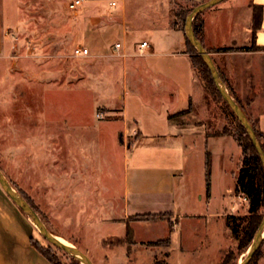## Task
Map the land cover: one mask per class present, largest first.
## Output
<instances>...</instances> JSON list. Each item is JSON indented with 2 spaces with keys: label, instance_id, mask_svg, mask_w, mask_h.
<instances>
[{
  "label": "crops",
  "instance_id": "obj_1",
  "mask_svg": "<svg viewBox=\"0 0 264 264\" xmlns=\"http://www.w3.org/2000/svg\"><path fill=\"white\" fill-rule=\"evenodd\" d=\"M102 1L108 5L105 12L95 18L80 17L83 20L82 30L89 33L85 37L88 47H83L90 50L89 57L93 59L90 65L101 72L97 79L100 87L97 102L100 105L120 103V118L114 124L118 125L124 143L116 142V137L113 143L123 152L121 176L124 204L122 218L110 219L106 226L91 225L86 231L97 241V247L107 262H138L144 252L139 247L169 240V245L163 250V260L157 258L147 264H171V250L177 238L186 248L190 247L188 250L195 252L196 262H202L211 248V238L208 234L195 236L194 243L189 246L188 238L182 234L184 221H204L217 215L221 219L223 234L232 245L234 237L227 224V216H236L245 204L249 208L245 196L236 192L242 152L238 170L230 182L227 169H222L221 173L212 171L209 196L206 179V213L190 211L177 197V186L185 180L196 153H203L206 163L207 153L211 158L213 156L208 151L212 141H220L225 146L232 140L225 136L207 138L209 117L204 86L193 68L186 34L174 25L178 20L176 13L179 12L180 3L183 2L182 9L185 10L208 0ZM111 2H117L118 6L112 8ZM259 7L262 8V15L260 27L255 32L254 8ZM6 20L4 0H0V56L9 52L10 37L7 35ZM202 21L200 39L203 45L211 54L227 91L246 116L255 122L264 142V0H228L204 12ZM143 42H148L149 46L141 53L140 45ZM117 43L121 44L119 51L114 48ZM32 81L43 83L40 80ZM28 114L33 120L37 118L31 113H24L23 118H28ZM65 117L71 119L68 113ZM40 118L46 119V116L43 114ZM40 124L23 127L22 141L16 148V160L17 165L23 168L21 180L27 184L37 181L33 172L38 163L39 180L47 183V192L55 204L56 179H51V175L61 167L56 143L58 129L51 128L49 123ZM60 130L71 135L67 127ZM87 155L86 143H79V149L69 155L77 165H71L72 169L66 172L65 183H69L66 198L70 199L71 204L75 199L81 200L80 214H84V209H90L89 213L94 214L90 222L104 223V217L115 215L113 206L105 208L103 204L104 167L98 161L89 165ZM227 155L225 162L229 159ZM21 189L32 197V188ZM197 197L201 201L204 196L199 192ZM90 199L95 200V205L85 206L82 200L86 202ZM161 214H168L171 218L130 220L137 215ZM156 230L161 232V237H153L157 234ZM108 238H120L124 242L118 247H111L105 242ZM33 240L45 246L34 235L31 222L0 189V264H50L33 246ZM225 249H220L219 254ZM210 261L219 264L217 260ZM256 264H264V249Z\"/></svg>",
  "mask_w": 264,
  "mask_h": 264
},
{
  "label": "rangeland",
  "instance_id": "obj_2",
  "mask_svg": "<svg viewBox=\"0 0 264 264\" xmlns=\"http://www.w3.org/2000/svg\"><path fill=\"white\" fill-rule=\"evenodd\" d=\"M71 1L4 0V16L7 19L6 29L10 40L8 42V55L0 56V169L13 187L22 196L24 194L30 199L48 229L55 235L75 245L90 259H93L94 264H118L105 260L101 249L97 247V241L90 237L86 229L96 224L98 226L105 224L106 226V222L110 219L123 217L124 203L121 176V167L124 165L123 152L113 143L115 137L118 139L116 142L124 143L123 135L118 132V125L114 124L120 118L118 115L120 103L100 105L97 102V92L100 90L97 79L101 76V72L98 68L90 65L93 59L89 56H74V49L77 46L88 47L85 37L89 33L82 30L83 20L80 17L82 16L83 19L86 17L95 18L98 14L105 12L108 5L106 1L102 0H85V5L81 10L71 11L68 7ZM182 3L178 7L179 12L184 8ZM32 80H40L43 83ZM206 105L208 107L207 118L209 117L207 122L210 124V129L207 127L209 132L217 134L226 132L229 135L225 137L232 139L225 146L220 141H212L209 144L208 151L213 155L211 173L212 171L221 173L222 169H227L228 182H230V178L238 170L242 152L241 147L232 137V134L236 133L235 124L226 117L217 102L207 98ZM99 112L105 113L103 119L97 117ZM24 113H31L37 118L33 120L29 114L27 115L28 118H23ZM67 113L71 119L65 117ZM43 114L46 119L40 118ZM251 121L253 122V120ZM41 122L42 124L49 123L51 128L58 129L56 130V143L61 167L55 169L51 175V179H56L57 196L55 204L47 192V183L39 180L38 163H36L33 172L37 181L33 184H27L21 180L23 168L17 165L16 160V148L17 144L22 141L23 127L37 126ZM62 127L70 129L71 135L64 134L62 130L59 131V128L62 129ZM80 139H83V142ZM79 143H86L88 146L89 165L97 164L98 161V163L102 162L104 167L103 204L105 208L113 206L115 212L111 218L102 216L104 223L90 222L94 217V214L89 213L90 209H84V214H80L81 200L75 199L71 204L70 199L66 198L67 193L65 192L69 190V183H65L66 172L72 169L71 165H77L76 161L69 155L79 149ZM226 155L229 157L227 162L224 159ZM93 169L95 168L93 167ZM45 172L47 174V171ZM206 179L205 156L203 153L197 152L185 180L177 186L179 202L184 207L189 208L190 211L206 213L208 210L204 192ZM21 187L32 188L31 195L33 198L24 193ZM0 189H2L1 186ZM59 191L61 192L59 193ZM199 192L204 196L201 201L197 197ZM82 201L85 206H94L96 203L94 199ZM243 202L245 203V201ZM262 213L264 215V209ZM214 216L208 217L204 221L199 219L184 221L182 234L188 238L189 246L194 243L195 236L201 237L208 234L207 236L211 238V248L206 253L204 260L196 262L194 260L195 252L188 250L190 247L186 248L182 241L177 238L174 239L171 250L173 255L171 264H212L213 262L210 260H217L219 264H239L244 260L253 240L248 248L244 249H239L238 241L235 239L231 245L229 239L223 234L221 219H218L217 215ZM25 217L31 222L34 235L45 246H50L51 244L41 236L28 216L25 215ZM133 218L130 220L134 221ZM170 218L167 215V217L156 219L166 220ZM235 218H237L235 224L238 225V234L242 236L248 222L251 221L249 208L247 209L246 204L241 207ZM155 232L157 234H154L153 237H161L159 230ZM166 241L161 240L148 243L147 247H139V250H144L143 256L138 258V262L132 260L128 264H147L157 258L163 260V250L167 248ZM105 242L111 247H118L124 240L108 238ZM149 246H158V248H150ZM223 248L227 249L219 254L220 249ZM260 249L262 254L264 238ZM52 252L62 264H71L69 255L64 251L52 246Z\"/></svg>",
  "mask_w": 264,
  "mask_h": 264
},
{
  "label": "trees",
  "instance_id": "obj_3",
  "mask_svg": "<svg viewBox=\"0 0 264 264\" xmlns=\"http://www.w3.org/2000/svg\"><path fill=\"white\" fill-rule=\"evenodd\" d=\"M197 4H193L189 6L187 9L177 12V21H175V27H179L185 33V23L186 17L188 14L196 7ZM262 8H254V31L256 32L260 27L261 15H262ZM193 28L195 31L196 36L200 39L201 31L203 28V21H202V14L198 15L193 22ZM187 37V36H186ZM201 40V39H200ZM187 42L189 45V53L193 68L197 72L198 76L200 77L206 98H210L213 101L220 104L223 113L228 117L232 122L235 124L236 133L232 134L234 140L239 144L242 149V161L239 167L237 179H236V192L239 194H243L249 204V214L251 217V221L248 222L242 236H239L238 225L235 224L237 218L235 216H227V224L231 229L232 235L235 240L238 241L239 249L248 248L249 244L252 242L255 233L258 230V227L263 219V209H264V169L260 160V157L248 136L245 128L240 123L228 103L223 99L220 92L216 88L210 70L208 69L207 65L203 61V59L196 53V50L192 46L191 42L187 38ZM254 48V47H253ZM252 49V48H251ZM228 49H221L220 51H227ZM241 107V106H240ZM190 111V109L188 110ZM249 119V118H248ZM250 120V119H249ZM253 128L255 129L256 135L263 147L264 150V142L262 139V134L258 130L255 123L251 120ZM207 127H210L209 122H207ZM210 129V128H209ZM210 131V130H209ZM207 132V138L210 137H222L229 135V133H212ZM231 135V134H230ZM207 195H210V174H211V155L207 153ZM23 197L28 201V203L36 210L38 213L37 208L35 205L28 199L24 194ZM24 213V212H23ZM168 214H161V215H137L133 218L134 221H145L156 219L160 217H167ZM42 219V217H41ZM43 220V219H42ZM45 223V221L43 220ZM46 225V223H45ZM47 226V225H46ZM48 228V227H47ZM129 241L132 240L131 238V231L128 232ZM166 244L169 245V240L166 241ZM33 246L45 257V259L50 264H62L60 260L57 258L55 254L52 252V246H43L39 242L33 240ZM262 246V245H261ZM55 247V246H54ZM261 248V247H260ZM60 250V249H59ZM67 254V253H66ZM69 255V254H68ZM261 249L255 254L252 262L250 264H256L258 260L261 258ZM71 264H81L76 258L70 256ZM156 264H165L164 262H157Z\"/></svg>",
  "mask_w": 264,
  "mask_h": 264
},
{
  "label": "water",
  "instance_id": "obj_4",
  "mask_svg": "<svg viewBox=\"0 0 264 264\" xmlns=\"http://www.w3.org/2000/svg\"><path fill=\"white\" fill-rule=\"evenodd\" d=\"M228 0H208L204 3H201L193 8V10L186 17L185 23V34L192 46L196 50V53L203 59L205 64L207 65L210 73L212 75L214 84L218 91L220 92L223 99L228 103L240 123L245 128L248 136L250 137L263 166L264 169V150L263 147L256 135L255 129L252 126V123L244 113L243 109L239 106V104L233 99L231 94L227 91L225 85L223 84L219 72L216 68V65L213 61L211 54L203 45L202 41L196 36L193 22L194 19L206 12L209 9H212ZM0 186L3 191L8 195V197L16 204V206L24 212L26 216L32 221V223L36 226L41 236L47 240L51 245L56 248L64 251L76 258L81 264H93L92 260L84 254L79 248L72 244L64 243L60 240L59 237L55 236L45 225L40 215L36 212V210L28 203V201L12 186L9 180L6 178L2 170L0 169ZM264 238V216L258 227L257 232L255 233L253 242L247 252L246 257L239 264H250L255 256V254L260 249Z\"/></svg>",
  "mask_w": 264,
  "mask_h": 264
},
{
  "label": "built area",
  "instance_id": "obj_5",
  "mask_svg": "<svg viewBox=\"0 0 264 264\" xmlns=\"http://www.w3.org/2000/svg\"><path fill=\"white\" fill-rule=\"evenodd\" d=\"M84 5H85V0H72L69 3L68 7H69V9L71 11H79V10H81V8L84 7ZM110 6L112 8H116L118 6V3L117 2H111ZM148 46H149L148 42L141 43V45H140L141 53ZM114 48H115L116 51H119L121 49V44L120 43L115 44ZM74 56L75 57H88V56H90V50L88 48H86V47H83V46H77L74 49ZM97 117L99 119H103L105 117V113L104 112H99L97 114ZM245 200H247L246 197H245Z\"/></svg>",
  "mask_w": 264,
  "mask_h": 264
},
{
  "label": "bare ground",
  "instance_id": "obj_6",
  "mask_svg": "<svg viewBox=\"0 0 264 264\" xmlns=\"http://www.w3.org/2000/svg\"><path fill=\"white\" fill-rule=\"evenodd\" d=\"M60 240L62 241V242H64V243H67V244H69L65 239H63V238H60Z\"/></svg>",
  "mask_w": 264,
  "mask_h": 264
}]
</instances>
